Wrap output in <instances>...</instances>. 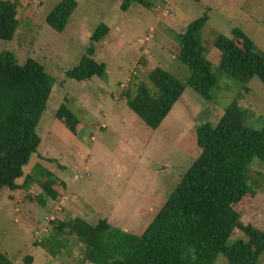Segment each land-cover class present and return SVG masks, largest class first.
<instances>
[{
    "label": "rangeland",
    "instance_id": "374dc122",
    "mask_svg": "<svg viewBox=\"0 0 264 264\" xmlns=\"http://www.w3.org/2000/svg\"><path fill=\"white\" fill-rule=\"evenodd\" d=\"M11 1L18 4L19 24L12 40H0V52H12L19 64L35 59L54 78L37 126L38 153L23 166L19 188L0 190V252L12 264H93L81 261L82 245L71 233L65 235L71 253L51 255L45 244L59 221L78 216L95 224L105 218L112 227L140 234L198 156L199 125H215L232 101L246 110L247 126L263 125L264 84L257 77L241 84L221 73L212 43L217 33L233 37L231 29L240 27L264 50V0H147L148 6L132 2L126 10L121 0H75L61 32L45 21L60 0ZM205 11L209 19L202 43L217 75L211 100L186 86L151 129L127 106L122 92L155 67L185 81L188 69L177 58L176 34ZM102 23L107 33L91 41ZM91 44L92 57L105 64L106 75L84 81L67 77ZM62 104L78 120L74 133L55 117ZM248 169L253 191L239 207L240 219L264 231V163L254 158ZM48 172L65 184L56 198L38 183L51 178ZM26 175L32 181L22 187ZM236 236L242 237L235 231L230 240ZM214 264L229 263L219 254ZM257 264H264V251Z\"/></svg>",
    "mask_w": 264,
    "mask_h": 264
},
{
    "label": "trees",
    "instance_id": "16d2710c",
    "mask_svg": "<svg viewBox=\"0 0 264 264\" xmlns=\"http://www.w3.org/2000/svg\"><path fill=\"white\" fill-rule=\"evenodd\" d=\"M132 2L148 6L147 0H121L120 8L126 10ZM76 6L75 0H60L47 13L46 23L61 32ZM17 7V2L0 0V40L13 39L19 24ZM208 19L205 11L176 34L177 58L188 69L185 81L155 67L145 80L123 90L127 106L149 128L160 125L186 86L204 100H211L217 75L202 43ZM107 31L108 27L100 24L90 40L98 41ZM231 35L214 36L219 71L241 84L253 77L264 84V50L240 27L232 28ZM92 56L91 44L66 76L76 81L104 77L105 64ZM53 84L54 78L37 60L28 58L19 64L12 52H0V190L19 188L16 179L23 175V166L38 153L41 137L37 126ZM243 89L248 90L246 85ZM246 114L237 101H232L215 125L204 122L196 128L198 156L140 234L112 227L105 218L91 224L77 216L53 227L45 244L51 255L57 258L71 253L65 237L71 233L82 245L81 261L93 264H214L219 254L229 264H257L264 251V231L244 224L239 207L253 191L248 182L250 164L254 158L264 163V122L259 129L249 127ZM55 117L75 132L78 120L65 105L57 108ZM47 174L49 180L37 182L47 196L56 198L65 184L51 172ZM31 179L26 175L21 186L29 185ZM235 231L242 237L230 240ZM0 264L12 262L0 252Z\"/></svg>",
    "mask_w": 264,
    "mask_h": 264
}]
</instances>
